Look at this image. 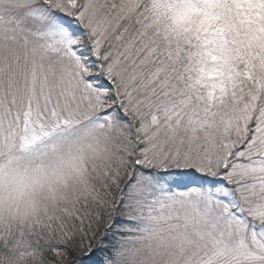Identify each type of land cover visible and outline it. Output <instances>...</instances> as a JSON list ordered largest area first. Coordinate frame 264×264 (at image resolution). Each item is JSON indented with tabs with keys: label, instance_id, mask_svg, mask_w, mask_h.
<instances>
[{
	"label": "snow or ice",
	"instance_id": "1",
	"mask_svg": "<svg viewBox=\"0 0 264 264\" xmlns=\"http://www.w3.org/2000/svg\"><path fill=\"white\" fill-rule=\"evenodd\" d=\"M0 264H264V0H0Z\"/></svg>",
	"mask_w": 264,
	"mask_h": 264
}]
</instances>
